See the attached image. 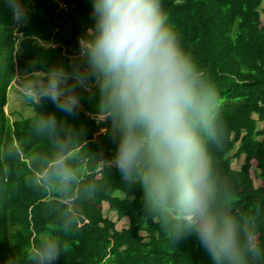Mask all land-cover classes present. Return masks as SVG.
Masks as SVG:
<instances>
[{"label":"clouds","instance_id":"clouds-1","mask_svg":"<svg viewBox=\"0 0 264 264\" xmlns=\"http://www.w3.org/2000/svg\"><path fill=\"white\" fill-rule=\"evenodd\" d=\"M3 3L18 27L28 24L25 0ZM91 3L93 26L79 40L78 57L42 71L34 61L32 71L17 77L20 99L37 110L30 137L49 148L26 152L23 143H8L0 158H27L25 182L49 198L56 223L28 248L26 264H58L69 255L79 203L99 191L80 166L83 130L57 115H78L84 92L98 96L97 122L109 125L104 132L116 145L111 158L90 150L88 158L116 169L124 185L141 188L147 218L169 241L194 237L211 264H264L254 214L231 211V187L214 166L212 150L226 136L220 97L185 50L162 0ZM45 102L55 111L41 110Z\"/></svg>","mask_w":264,"mask_h":264},{"label":"trees","instance_id":"trees-1","mask_svg":"<svg viewBox=\"0 0 264 264\" xmlns=\"http://www.w3.org/2000/svg\"><path fill=\"white\" fill-rule=\"evenodd\" d=\"M31 9L26 26L18 27L0 0V147L24 144L26 152L46 151L47 141L30 137V116L12 119L6 108L18 75L36 67L68 65L78 57L79 40L93 26L91 0H25ZM185 50L214 83L221 100L226 136L212 150L214 166L232 190L231 211L254 214L264 240V0H162ZM98 96L82 93L75 117L57 112L83 130L78 149L81 167L99 185L97 194L79 203V231L71 237L72 252L58 264H211L192 236L169 241L147 218L142 190L123 184L116 169L106 171L89 159L92 153L111 158L116 145L98 123ZM43 111H55L45 102ZM261 123L263 128L258 129ZM92 152H90V151ZM244 160L240 168L233 159ZM27 158L15 163L0 158V264H26L25 254L38 237L54 231L49 198L25 182ZM5 167L8 172L5 173ZM259 171L261 185L251 175ZM129 225L117 229L104 214V204ZM257 208L259 209L257 213ZM147 218V219H146Z\"/></svg>","mask_w":264,"mask_h":264},{"label":"rangeland","instance_id":"rangeland-1","mask_svg":"<svg viewBox=\"0 0 264 264\" xmlns=\"http://www.w3.org/2000/svg\"><path fill=\"white\" fill-rule=\"evenodd\" d=\"M17 87H18V78H16L13 88L9 91V105L6 108L8 113L10 114L11 118L14 120L16 118H19L20 116H30L33 112L32 109L20 99L18 92H17ZM263 128V125L261 123L258 124V129ZM244 160L242 159H233V166L234 168L238 169L241 167L243 164ZM259 171L256 169V167H253L251 170V175L254 179V182L256 186L261 185V180L258 175ZM104 214L105 216L109 217L112 221L116 223L117 229H122L125 228L129 225V219L128 218H118V215L115 211L109 210L108 204H104Z\"/></svg>","mask_w":264,"mask_h":264},{"label":"built area","instance_id":"built-area-1","mask_svg":"<svg viewBox=\"0 0 264 264\" xmlns=\"http://www.w3.org/2000/svg\"><path fill=\"white\" fill-rule=\"evenodd\" d=\"M101 167H103V166H101Z\"/></svg>","mask_w":264,"mask_h":264}]
</instances>
